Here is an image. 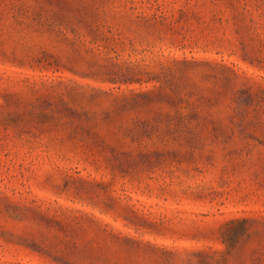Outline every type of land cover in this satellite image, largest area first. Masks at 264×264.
<instances>
[{"label": "rangeland", "instance_id": "rangeland-1", "mask_svg": "<svg viewBox=\"0 0 264 264\" xmlns=\"http://www.w3.org/2000/svg\"><path fill=\"white\" fill-rule=\"evenodd\" d=\"M0 264H264V0H0Z\"/></svg>", "mask_w": 264, "mask_h": 264}]
</instances>
